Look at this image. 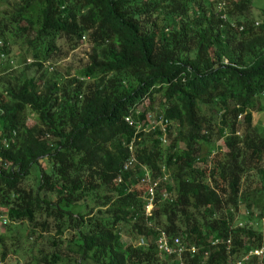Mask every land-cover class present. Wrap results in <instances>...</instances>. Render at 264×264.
<instances>
[{"label":"trees","instance_id":"16d2710c","mask_svg":"<svg viewBox=\"0 0 264 264\" xmlns=\"http://www.w3.org/2000/svg\"><path fill=\"white\" fill-rule=\"evenodd\" d=\"M0 1V217L27 224L32 264H264V7Z\"/></svg>","mask_w":264,"mask_h":264},{"label":"rangeland","instance_id":"374dc122","mask_svg":"<svg viewBox=\"0 0 264 264\" xmlns=\"http://www.w3.org/2000/svg\"><path fill=\"white\" fill-rule=\"evenodd\" d=\"M210 1V0H208ZM252 11L257 12L259 9L264 7V0H251ZM4 7V4L0 1V9ZM83 45V44H82ZM11 53L14 55L13 60L18 63L15 65V70L20 67V63L22 61L20 54L15 50L14 46H11ZM82 47H79L77 50H73V52H69L67 56L64 58L63 63L74 65L77 57H84L85 55L81 53ZM3 65V63H2ZM4 66V65H3ZM48 72L46 77L49 76ZM26 125H31L34 122L33 117L31 116V111L26 109ZM263 113L259 111H253L252 116L254 121L262 120ZM33 180L29 179V183H32ZM264 195H262L259 200H263ZM259 204V202H258ZM240 209V207H239ZM239 211L234 215V220L238 219ZM1 218L4 219V222H1ZM264 221L261 220L258 222V226L263 228ZM28 231V226L24 221H10L7 217H0V235L2 237V243L6 248L7 255L0 264H32L31 257L35 254L37 243L32 242V237L26 236ZM128 239L125 235L121 237V244L127 243Z\"/></svg>","mask_w":264,"mask_h":264},{"label":"built area","instance_id":"2783aa9c","mask_svg":"<svg viewBox=\"0 0 264 264\" xmlns=\"http://www.w3.org/2000/svg\"><path fill=\"white\" fill-rule=\"evenodd\" d=\"M222 5H223L222 2L218 3V7L219 8ZM137 112H138V109L135 110V113H137ZM145 120H146L145 130L153 129L155 126H158V128L162 132V134L159 137V141L162 142V143H165L166 142V138L164 136V132H165V124L167 123V121L164 120V119H161V117H159L156 114H152V113L151 114L147 113L145 115ZM129 123H131V121ZM134 127H135V129H138L139 128V124H134ZM128 148L130 149V147H128ZM133 162H134V159H133V157L131 155L123 163L122 169H127ZM119 180H120V178L118 177L117 181H119ZM140 181L146 183V188L144 190V194L146 195V204H145V207H144V211L146 213H148V211L151 208V201H152V199L154 197V189L156 187L157 180L156 179H152V177L149 175V172L146 171V169L143 168L142 176L140 178ZM161 197L162 198L166 197L165 192L161 193ZM1 222H4V219L1 218ZM156 244H157V249L159 251H162V252L167 253V254H169V253L180 254L181 251H183V247L179 243L177 238H173L172 239V244L175 245L174 248H172L168 244V242H167V240L165 238V235L162 232H160V234L158 235L157 240H156ZM194 250H195L194 246H190L189 247V251L190 252H193ZM260 252H261L260 249H256V250L252 251V253H254V254H259ZM179 264H182V263H179Z\"/></svg>","mask_w":264,"mask_h":264}]
</instances>
